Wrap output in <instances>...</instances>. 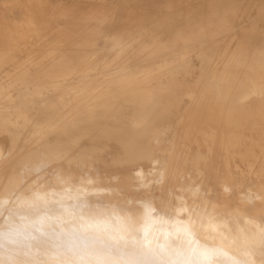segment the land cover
<instances>
[{
  "label": "bare ground",
  "instance_id": "bare-ground-1",
  "mask_svg": "<svg viewBox=\"0 0 264 264\" xmlns=\"http://www.w3.org/2000/svg\"><path fill=\"white\" fill-rule=\"evenodd\" d=\"M195 1L139 48L105 26L116 65L0 66V264H264V46L218 52L238 32Z\"/></svg>",
  "mask_w": 264,
  "mask_h": 264
},
{
  "label": "rangeland",
  "instance_id": "rangeland-1",
  "mask_svg": "<svg viewBox=\"0 0 264 264\" xmlns=\"http://www.w3.org/2000/svg\"><path fill=\"white\" fill-rule=\"evenodd\" d=\"M15 1L0 0V66H3L2 70L4 69L6 73L12 75L56 73L62 70L56 68L59 65H64L61 62L70 65H80L85 60L83 62L85 66L89 63L93 67L108 64L113 66L118 64L116 50L119 47H123V45L118 46L115 40L104 36L108 31L104 30L105 26H110L113 31H128L123 41L127 43L125 47L132 46L131 49H134L139 48L138 43L141 41L151 40V36L160 39L164 33V38L166 40L169 39L171 16L174 19H178L177 23L173 24L175 28L172 29V33L174 34V32L179 30L180 26L183 27L185 25L183 23L184 19L190 20L188 25L193 26L197 25L195 23L197 21L205 22L208 15L207 6L194 5L195 0ZM220 1L221 4L217 10L221 17V21L218 24H221V26L218 29L227 25L238 33L221 39L218 52L220 50L234 49L241 42L250 44L252 47H263L264 37L259 36V34L264 33V17L260 11L264 7V0H235V3L231 6L226 4L227 0ZM14 4L22 7H16ZM25 6L26 8H24ZM132 17L133 19H131ZM29 18L32 19V22L27 21ZM103 19L106 21H101ZM215 29L217 30V28ZM190 30L194 36L198 34V29L193 28ZM49 51L50 53H48ZM132 56L134 58H146L149 55L140 53L137 56ZM81 57L83 58L81 59ZM65 58H67V61ZM148 61L149 65L153 63L150 60L137 63L147 65ZM195 61L197 62V59ZM130 63H134V60ZM47 65L49 68H43ZM37 66L38 68H36ZM64 71L73 73L71 68ZM78 74L76 72L75 76ZM253 138L254 135L249 130H245L241 135L240 142L246 143ZM243 151V147L235 146L229 152L231 155L236 156ZM238 190L245 192V188L242 186H238ZM157 193L160 194L161 192L157 191ZM228 197L229 195L226 194L221 200L227 201L229 200Z\"/></svg>",
  "mask_w": 264,
  "mask_h": 264
}]
</instances>
